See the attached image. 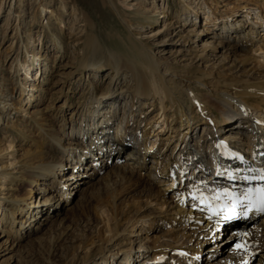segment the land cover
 <instances>
[{"label":"bare ground","instance_id":"obj_1","mask_svg":"<svg viewBox=\"0 0 264 264\" xmlns=\"http://www.w3.org/2000/svg\"><path fill=\"white\" fill-rule=\"evenodd\" d=\"M107 2L112 4L110 0ZM181 2V13L185 15L183 20L191 21V16L196 18L191 2ZM239 2L232 6L224 3L227 8L220 11L216 8L219 0H202L207 16L198 34L208 37L210 33L220 31L219 34L214 33L218 43L211 41L203 47L206 50L212 47L214 52L224 49L223 53L237 58L231 65L220 63L221 68L205 72L202 76L189 69L180 71L155 56L129 31L130 18L120 12L115 13L120 30L113 31L115 33L108 31L104 38L98 37L94 21L86 20L88 32L85 43L77 65L73 64V71L68 72L67 86L70 85L71 94L64 106L55 107L50 112V106L45 103L53 95L55 79L63 73L61 70L71 67V64L63 63L66 56L62 41L54 36L55 51L39 56L32 54V63L23 62L17 56L16 67L22 66L26 71L39 61L35 72L40 70L41 76L37 79L36 74L34 79L26 81L20 93L30 104L33 131L31 129L29 134L22 135L16 148L10 152L8 148L11 145L0 141V160L12 156L17 161L13 168H9L13 163H6L5 167L0 165V206L4 204L0 213V251L10 252L35 231L59 225L62 219L59 212L62 213L74 195H87L92 199L95 191L113 192L118 186L126 193L137 191L138 198L133 199L131 195L133 200L125 204L127 210L123 207V211L118 212L115 207L118 193L112 195V207L105 211L106 216L98 215L102 225L97 227L94 238L80 245L85 251L81 255L69 256L64 264H76L79 260L87 262L97 254H93L96 250L106 262V252L115 253L111 248L120 237L129 239L128 245L131 246L130 253L125 254L119 264L136 263L132 250L137 239L139 247L144 246L151 251L137 264H215L225 259V264H249L246 258L253 248L258 249L257 264H264V214L245 210L240 212L238 219H228L224 227V215L212 217L206 213V207L213 201L211 189L220 187L217 190L221 194L232 186L240 187L244 180L242 176L256 173L246 167L248 160L237 154L241 148L226 140L228 138L225 139L227 142L220 141L230 142L233 146L229 147L233 150L211 145L216 143V137H224L220 131L241 128V132L258 136L256 148L264 149V31H259L238 14L240 17L234 18L239 10L254 7L261 12L259 17L263 25L264 0ZM165 16V24L172 27L175 23L173 16L168 17L164 13ZM139 17L150 19L148 15ZM223 35L227 39H223ZM110 39L114 41V47H110ZM237 50L258 51V54H233ZM92 73L109 79L108 84L99 88L96 85L98 79L91 80ZM88 74L90 84L77 91L82 93L76 103L71 102L76 92L70 90L74 80ZM122 75H126L127 80L120 93L118 84ZM6 82L14 85L12 77ZM22 85L20 82L19 88ZM4 89L8 88L5 86ZM125 92V106L119 108L121 113H117L112 107L122 101L120 95ZM6 96L4 91H0V116L18 109L14 102H7ZM162 115L167 118H160V124L154 126L155 120ZM244 119L246 126L240 125ZM249 122L258 126L257 131ZM202 123V136L192 141L194 130ZM124 125L122 133L120 129ZM171 125L176 132L171 136L168 134L167 140L160 142L161 129L171 131ZM150 135L157 137L153 146L148 142ZM207 140L209 157L206 152L205 156L201 152ZM191 145H195L196 153L190 150ZM252 151L249 153L256 157V150ZM109 160L114 164L108 168ZM262 166L259 168L264 169ZM225 171L231 175L226 176ZM188 174H191L190 180L186 177ZM170 181L175 183L171 200L166 197ZM228 182L230 184L226 185ZM142 184L143 187L138 189ZM22 189H25L23 195L20 194ZM153 203L161 207L156 214L150 211ZM211 204L216 206L213 202ZM71 207L65 210H71ZM163 207H166L165 212ZM257 215L262 216L256 221ZM164 223L172 225L166 233L173 238L161 240L162 236H158L150 241L149 234ZM178 224L181 229H175ZM68 228L62 227L65 233ZM229 228L217 245L202 250L204 243L216 241ZM174 231L176 234H172ZM192 237L197 242L190 244ZM201 251L205 253L204 261L197 258Z\"/></svg>","mask_w":264,"mask_h":264},{"label":"rangeland","instance_id":"obj_2","mask_svg":"<svg viewBox=\"0 0 264 264\" xmlns=\"http://www.w3.org/2000/svg\"><path fill=\"white\" fill-rule=\"evenodd\" d=\"M110 1L112 4H108L107 0H4L3 3L2 0H0V91L6 93V98L8 99L7 102H14L16 106H18V109L11 110L8 115L3 113L0 116H4V118L0 120V141L4 145H11V147L8 148L9 152L12 151L13 148H16L15 146L19 143V139L22 135L25 133L29 134L31 129L32 131L34 129V125L30 121L32 115L29 112L30 104L26 98L20 95V93H22L24 83L30 81L32 77V79H34L36 75L35 71L39 67V61L34 62L35 64L33 63L32 65L33 67L26 71L22 66L17 65L16 67L15 60L17 59V56L19 59H22L23 62L30 61V63H32V54L35 53L36 56H39L47 52L53 53L55 51L53 46L54 36L60 38L62 45L64 46V55L66 56L63 58V63L67 62L68 64H71V67L66 69V71L65 69L61 70L63 73L56 77L55 85L52 88L53 95H51V98L45 104L46 106H50L48 109L49 112L55 107L58 108L59 106H64L66 98L71 94L69 92L70 85L67 86L68 79L70 78L68 72L73 71V64L77 65V58L81 54V48L85 43V36L88 32L86 20L94 21L98 37L104 38L108 31L115 33L120 30V22L115 13L120 12L126 14L130 18L131 24H129L128 29L134 37L148 46L155 56L168 61L180 71H187V69H189L193 74L202 76L205 72L214 71L218 67L221 68L222 63L228 66L229 64H232L233 59L237 60L232 54L223 53L222 51H224V49H219V51L214 52L212 47L210 50H206V48L203 47L204 44H208V42L211 41H216L215 43H218V38L215 37L214 33L216 32L219 34L220 31H214L210 33L208 37H201V35L198 34L199 30L203 27L207 16V10L201 3L202 0H188L191 2L190 6L193 8L194 13H196V18L195 16H191V21L190 19H187L186 21L183 20L185 15H182L181 13V0ZM219 1L220 3L217 4L218 6L216 8L220 11L227 8L225 5L227 3H229L230 6L237 5V3L240 4L239 0H224L225 4L222 3V0ZM42 7H44L43 10ZM164 13H167L168 17L173 16L172 20L175 21V23L172 27L165 24L167 17H163ZM247 13H249V16L246 15ZM259 13L261 12L257 9L255 10L254 7L244 8L236 12L234 18L240 15L243 19H247L250 25L257 28L259 31H264V24L261 25L262 23ZM141 14L150 16V19H141L139 17ZM113 24L114 26L112 27ZM227 34H229V32ZM261 34L262 32L259 33L260 36ZM259 35L257 38H259ZM224 38L227 39L225 35H223V39ZM111 39L109 45H111L110 47H114L115 43ZM116 46H118V42H116ZM238 53L256 55L258 54V51L249 52L245 50H237L233 54ZM213 56L215 57L213 58ZM12 62L14 63L11 67ZM37 73L38 79L41 76L40 70ZM10 77H12L14 85L6 84L7 79ZM89 77L90 74L85 75L82 79L80 76L76 77L72 88L70 89L74 92L76 91L71 102H77L79 100L82 92L78 93L77 91H79L83 85L90 84L91 81L89 80ZM93 78L98 79L96 85L99 88H103L108 84L109 79H106V77L104 78L103 76L99 77L97 73H92L91 80ZM126 80V75H122L118 84V87L120 88L119 92ZM20 82H22L23 85L19 88ZM5 86L8 88L7 90H3ZM30 90H32V88ZM125 95H127L126 92L121 94L122 101L116 103V105H113L114 107H112L117 113L119 112V108L125 106V101L127 99L125 98ZM108 104L111 105V103ZM11 107H13V105H11ZM121 112L122 111L120 110L119 113ZM200 114L199 116H201ZM122 116L124 115L122 114ZM160 118L167 117L164 115L158 117V119L155 120V126L160 124H158ZM245 122V119L242 120L240 125L246 126ZM250 123L254 131H257L258 126L254 122H249V124ZM203 125V123L200 124L196 130H194L192 141H197V138L202 136ZM161 130L163 131H160V142L167 140L169 137H167L168 134L171 136L176 132V128L172 125L171 131L165 132V129ZM240 130L241 128L232 129V131H229V129L223 131L222 129L220 134L224 135V137H216L214 140L218 142L220 139L225 140L228 138L226 140L232 141V144L236 145L238 149L241 148V152H246L244 157H251V161L254 162V159L257 160L258 156L255 157L254 154L249 152H253V149L257 150V152L264 151V149L260 150V148H256L257 145H259V137L256 135L254 136L253 133H246L247 131L241 132ZM120 131L124 133L125 125ZM68 132H71V124L68 127ZM156 140L157 137H154V135H150V138H148V142L152 146ZM223 140H221V142H223ZM205 143L207 145L204 144L202 146L201 152L203 155L206 152L209 157V153L207 152L209 145L208 140ZM211 145L215 146L216 143H211ZM190 150L194 151L195 145L192 146ZM195 151L197 152V150ZM247 154H250V156H247ZM258 154H260V160L264 162V152L262 154L259 152ZM204 160H206V158H204ZM246 160H248L246 161V167H249V159ZM113 162V160H109L107 167L109 168L112 166L114 164ZM6 163H13L10 166L8 165L9 168H13L17 161L12 156L0 160V165L5 167ZM255 166L256 168L261 169L259 168L261 166ZM250 169L257 172V169H255L252 164ZM190 175L191 174H188L186 176L189 178L188 180L191 179ZM169 184V188L166 189V197L171 200V193L175 183L170 181ZM229 184L230 183L228 182L226 185ZM223 185L224 184L221 186ZM142 187L143 184L138 189ZM216 189L221 188L217 187ZM24 193L25 189H22L20 194L23 195ZM116 193H118L119 196V199L117 196V199L115 200V207L118 212H122L123 207L124 210H127L125 204H127L129 200L138 198L136 195H139L137 191H131V193L121 191L118 186L114 187L113 192L108 190L95 191L92 194V199L88 198L87 195L83 196L81 194L78 196L76 194L64 207L62 213L59 212L60 215L58 216L60 219L62 218L59 225H55V228L50 226L35 231L27 236L26 239L19 242V246L15 247L14 250L10 252L1 250L0 264H64L69 256L71 257L75 254L81 255L82 252L85 251V249L80 247L81 243H88L94 238L97 227L102 225L99 221L98 215L106 216L105 211L109 207H112L111 196L116 195ZM125 193L127 195H125ZM131 195L133 199H131ZM71 205V210H65L66 207L68 208ZM151 206L152 208L150 211L155 214L161 208L154 203L151 204ZM3 207L4 204L0 206V213L3 211ZM162 210L165 212L166 207H163ZM261 216L257 215L255 220L257 221ZM223 220V225L225 227L228 219L225 216ZM63 226L70 227L66 230V233L65 230L62 229ZM179 226L181 225L178 224L175 226V229H181ZM171 227L172 225L169 226V224L165 223L159 225L157 230L149 234L150 241L158 236H162L161 240L173 238L166 233L167 230H171ZM229 230L230 228L226 229L216 241L204 243L202 250H206L210 245H217L225 238ZM176 232L174 231L172 234H176ZM189 233L190 232H188L187 235H189ZM134 238L135 237H133V239ZM124 239L125 238L120 237L114 242L115 246L111 249L115 250V253L106 252V249L104 250L108 258L106 262L101 258L102 254L98 253L99 250H96L93 254H97L92 255L87 262L82 263L83 261L79 260L76 264H119L123 256L130 253L131 245H128L129 239ZM138 240L139 239L136 240L135 245L133 246L134 249L132 250V254L134 255V257H132L134 260L136 259V263L134 262L133 264H137L141 258L151 253L147 247H139L138 244H136ZM183 240L185 241L184 238ZM183 240H181L182 242L180 241L181 244H184ZM144 242H146V240H144ZM189 242H191L190 244H193L196 243L197 240L192 237ZM86 248H90V246H87ZM204 254L203 251L199 252L197 258L204 261L205 259H202L205 258ZM137 255L139 257H137ZM258 256V249L253 248L246 258L247 263L257 264ZM226 261L227 259L222 260L221 262L223 263L217 262L215 264H225ZM212 262L214 261L212 260ZM204 264L206 263L204 262Z\"/></svg>","mask_w":264,"mask_h":264}]
</instances>
